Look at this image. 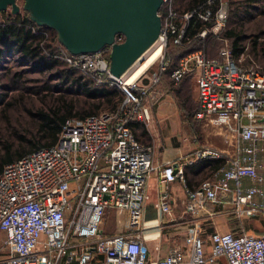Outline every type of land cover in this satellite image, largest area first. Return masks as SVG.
<instances>
[{
    "label": "built area",
    "instance_id": "1",
    "mask_svg": "<svg viewBox=\"0 0 264 264\" xmlns=\"http://www.w3.org/2000/svg\"><path fill=\"white\" fill-rule=\"evenodd\" d=\"M174 2L163 0L159 53L137 77L132 70L121 77L110 72L111 46L73 55L58 42L64 60L98 84L113 83L124 100L115 110L72 118L54 145L5 166L0 176V234H5L10 253L0 255V264H216L223 257L229 264H264V233L216 229L207 251L202 226L221 215L241 223L264 215V71L246 52L233 56L223 35L228 0H204L184 14L175 11ZM195 15L210 24L198 35L212 33L225 45L217 57L203 48L188 52L171 68L169 42L191 41L189 20ZM124 40L117 35L116 42ZM168 72L176 84L191 75L198 91L195 117H231L235 138L230 153L211 146L196 152L191 162L225 158L197 188L186 184V161L172 160L161 168L159 213L172 212L168 190L172 182L182 181L192 237L188 251L175 244L166 257L150 261L148 232L155 226L145 222V213L146 186L156 168L154 148L140 141L131 125L151 120L150 105L163 99L161 84ZM230 197L231 207L217 214L211 205ZM112 210L121 213L122 228L109 234L104 224Z\"/></svg>",
    "mask_w": 264,
    "mask_h": 264
},
{
    "label": "trees",
    "instance_id": "2",
    "mask_svg": "<svg viewBox=\"0 0 264 264\" xmlns=\"http://www.w3.org/2000/svg\"><path fill=\"white\" fill-rule=\"evenodd\" d=\"M261 1L232 0L233 5H236V10L232 17L234 21L231 22L236 25L228 30L225 29L223 35L229 40L232 54L236 58L243 52H246L248 57H251L252 54L256 58L260 54L264 55V42H259L262 36L257 34L251 36L250 43L245 44V37L241 29L239 30L238 23L244 18L243 16L251 17L254 12L262 8ZM203 3L204 0H175L174 7L176 12L184 14L198 9ZM208 26H210L209 23L195 15L189 20L188 35L191 37V41L184 45L175 44L173 41L169 42L167 54L173 62L171 68L176 65L182 55L202 48L208 38L217 39L212 33H209L206 38H201L198 35ZM58 42L55 30L38 26L30 20L26 12L10 13L3 21H0V67L4 63H8L7 60L11 57H16L22 63L21 66H35L41 73L56 72L59 83L65 84L64 92L61 94H55L53 86H46L44 90L48 101L35 110H28L30 114L29 126L23 125L15 128L7 123L4 128L0 127V133L3 129L7 132L6 136L0 134V176L7 164L34 150L54 145L58 141L63 127L72 118H84L88 115L115 110L124 100V93L113 83L98 84L88 72L70 65L64 60L61 57L62 50L58 46ZM247 47L248 49H246ZM7 75H12L13 84L21 82V73H13L12 68H9ZM166 77L176 84L168 72L163 77V85H165ZM186 78H192V76L188 75L183 80ZM6 98H8V94L1 95L0 104ZM46 98L44 97L45 100H47ZM23 100V98L17 100V98L9 97L3 113L17 103L22 104L20 102ZM198 110L199 103L194 116ZM135 123L131 125L132 129H134ZM135 135L138 137L136 132ZM202 162L204 163L203 173L207 169L215 172L224 165L225 158ZM220 202L217 208L223 209V201ZM234 232L241 233L243 231Z\"/></svg>",
    "mask_w": 264,
    "mask_h": 264
},
{
    "label": "rangeland",
    "instance_id": "3",
    "mask_svg": "<svg viewBox=\"0 0 264 264\" xmlns=\"http://www.w3.org/2000/svg\"><path fill=\"white\" fill-rule=\"evenodd\" d=\"M230 3V19L228 20L225 29L228 30L229 28L235 27L236 23L232 17L236 10V5H233L232 0H228ZM20 4H23L24 0H19ZM264 0L260 2V6L262 8L258 9L254 12V15L251 17H245L240 20L239 23V30L241 29L242 33L245 37V44L250 43L251 36L260 35L262 38L259 42H264ZM12 13L10 9L7 11L0 12V21H3L8 14ZM224 29V30H225ZM225 45L224 41L214 38H208L205 45L203 44L202 48L206 51L210 57H217L219 55L220 49ZM168 49V48H167ZM251 58L255 61V63L264 71V55L260 54L257 58L255 55H251ZM8 63H4L2 67H0V96L4 95L5 93L8 94V98L3 100L0 104V127L4 128V125L10 123L15 128L20 126H29L30 125V114L28 110H35L39 106L45 104L48 101L46 98L45 88L46 86H53L55 94L63 93V88L65 84H60L57 78L58 74L56 72H45L41 73L38 71L35 66H21L22 63L19 62L18 58L11 57L7 60ZM142 61V60H141ZM144 61V60H143ZM9 68L13 69V73L19 72L22 75L21 82L17 84H13L12 82V75H7V71ZM153 70V69H152ZM165 85L167 88L171 90L173 93L171 98L167 100L163 99L161 101L162 104L167 105H179L181 108V117H179V121L181 119H185L189 121L190 127V141L192 143L197 142L198 146L200 144L204 145H214L218 146V141L221 139L230 138L227 136L223 130V126L225 123L233 122L234 120L231 117H220L214 115L217 121L211 122H204V120L196 119L194 116L195 110L198 107V97H195L194 90L196 89L197 95V87L196 82L192 78H186L179 84H174L172 81L166 77ZM9 97L11 98H23L24 100L20 103L22 104H15L12 106L7 112H4V109L7 107V102L9 101ZM44 97L47 99L45 100ZM14 100V99H13ZM5 114V115H4ZM171 115V114H170ZM7 118H6V117ZM172 118V117H171ZM211 118V117H210ZM178 120V118H176ZM169 119L165 120L166 122ZM172 120V119H171ZM206 120V119H205ZM176 121V120H175ZM182 124V123H181ZM213 124V125H212ZM159 125V124H157ZM183 133V132H182ZM0 134H4L6 136L7 132L3 129ZM213 172L211 169H207L203 174L199 176L203 179L210 178ZM260 220L255 219H245L243 223L238 221L235 217L232 216H218L217 217V228L219 230H229L230 228L234 231H239V227L245 225L246 231L250 233H264V215L259 217ZM105 232L112 234L116 233L121 230L122 228V215L120 212L112 210L107 214L106 221L104 224ZM161 234H159L158 228L154 227L148 235L156 234V236H150L152 238L149 241L151 245V255L152 257L160 250L156 249L159 245V242L163 241L161 247H165V249H169L172 246V239L169 237L167 229H162ZM167 237V238H166ZM191 233L186 237V242L188 246H190L191 242ZM156 238V239H153ZM5 234H0V255L10 253V249L4 244ZM178 242H181L182 239H178ZM161 249V248H160Z\"/></svg>",
    "mask_w": 264,
    "mask_h": 264
},
{
    "label": "water",
    "instance_id": "4",
    "mask_svg": "<svg viewBox=\"0 0 264 264\" xmlns=\"http://www.w3.org/2000/svg\"><path fill=\"white\" fill-rule=\"evenodd\" d=\"M163 0H0V12H26L38 26L56 31L73 54L111 46L110 72L121 77L160 39ZM123 42H116L117 35ZM157 203L147 201L145 222L159 220Z\"/></svg>",
    "mask_w": 264,
    "mask_h": 264
},
{
    "label": "crops",
    "instance_id": "5",
    "mask_svg": "<svg viewBox=\"0 0 264 264\" xmlns=\"http://www.w3.org/2000/svg\"><path fill=\"white\" fill-rule=\"evenodd\" d=\"M161 92H163L164 94L163 101L167 100L168 98H171L173 95L171 90L167 88L166 85H163V83L161 84ZM194 92H195V97L196 96L198 97V91H197V95H196V89L194 90ZM163 101L150 105L151 120L148 123L145 121H138L133 125L134 128L133 130L134 132H136L139 139L144 144L151 145L154 148V163L156 168L147 182L146 190L149 195V200L155 203L158 202V199H160L161 194L163 193L164 190L163 186L160 184L158 180L159 171L161 170V168H163L164 165H166L169 161L172 160L173 162L186 161L187 163L185 166L186 184L190 188L193 189L197 188L201 184V182L205 180L199 176L200 174L203 173L202 170L204 167V163L202 161L191 162V160H193L198 150L205 148L207 146H211L207 144L201 146L199 144L198 146L197 142L192 143L190 141L191 131L189 127V121L185 119H182V121L180 119L179 121V117H181V113H180L181 108H179V105L162 104ZM176 118H178V120ZM167 119L169 120L166 122L165 120ZM214 121H217L215 117L207 118L206 120H204V122L206 123L208 122L213 123ZM234 126H236L235 121L230 123H225L223 126V130L221 131H224V133L230 138L228 139L225 137V139H221L220 141H218V146L212 145L211 147L215 149H219L224 152H229V153L232 152L234 147V138H235L233 132ZM168 195L172 207V212L170 214L159 213L160 217L155 227L158 228L159 234L162 233L161 232L162 229H167L168 235L172 239L171 241L173 243L172 246L175 244L181 245L182 247L185 248L186 251H188L190 246H188V243L186 242V237L191 232L190 220L192 219H191V215L186 211V202H185L186 194H185L184 183L180 180H176L172 182L168 190ZM220 201L221 200H219L216 204L211 205L217 214L226 212V210L231 207L232 197H230L227 200H222L223 209L217 208V206H219V204L221 203ZM246 219L260 220L259 217H249ZM202 226H203V235L207 239L206 250L210 251L212 247V242L210 241V234L214 230L218 229L217 217H215L212 221L203 222ZM239 228L241 231L247 232L246 231L247 227L245 225L241 224V227ZM229 230L232 229L230 228ZM223 231H228V230H223ZM177 238L182 239V241L178 242ZM161 244H163V241H161V243L159 242V245L157 246L158 248H156L160 250L158 254L154 255L153 257L150 254V261H155L159 258H164L169 254L172 246L169 247V249L167 248L165 249L164 246L161 247ZM216 264H229V262L227 261L226 258L223 257Z\"/></svg>",
    "mask_w": 264,
    "mask_h": 264
},
{
    "label": "bare ground",
    "instance_id": "6",
    "mask_svg": "<svg viewBox=\"0 0 264 264\" xmlns=\"http://www.w3.org/2000/svg\"><path fill=\"white\" fill-rule=\"evenodd\" d=\"M159 53L157 44H155L149 51L145 53V55L142 58V61H138L131 69L133 76L137 77L139 74H141L148 66L152 63V61L156 58L157 54ZM144 60V61H143ZM151 226H156L157 221H152L148 223ZM156 236V234L150 235ZM154 239V238H153Z\"/></svg>",
    "mask_w": 264,
    "mask_h": 264
}]
</instances>
